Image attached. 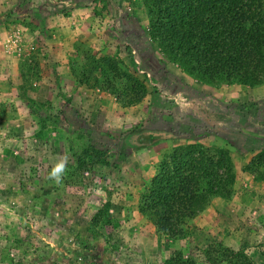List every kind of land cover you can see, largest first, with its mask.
I'll use <instances>...</instances> for the list:
<instances>
[{
  "label": "rangeland",
  "instance_id": "374dc122",
  "mask_svg": "<svg viewBox=\"0 0 264 264\" xmlns=\"http://www.w3.org/2000/svg\"><path fill=\"white\" fill-rule=\"evenodd\" d=\"M148 1L0 0V264H229L216 209L173 239L138 212L187 145L228 152L233 251L264 264V79L188 75L148 37ZM142 129L174 139L127 145Z\"/></svg>",
  "mask_w": 264,
  "mask_h": 264
},
{
  "label": "trees",
  "instance_id": "16d2710c",
  "mask_svg": "<svg viewBox=\"0 0 264 264\" xmlns=\"http://www.w3.org/2000/svg\"><path fill=\"white\" fill-rule=\"evenodd\" d=\"M146 5L148 37L188 75L246 86L264 79V0H150ZM128 79L133 86L134 77ZM130 134L134 142L125 141L135 149L174 139L172 132L164 130L142 129L126 138ZM233 181L226 150L187 145L150 182L138 212L158 233L180 238L186 221L201 213L211 198H229ZM213 253L229 264H257L244 252L220 245ZM163 264L194 262L173 252Z\"/></svg>",
  "mask_w": 264,
  "mask_h": 264
},
{
  "label": "crops",
  "instance_id": "0c3cea01",
  "mask_svg": "<svg viewBox=\"0 0 264 264\" xmlns=\"http://www.w3.org/2000/svg\"><path fill=\"white\" fill-rule=\"evenodd\" d=\"M13 142L15 141L14 140L10 141L11 145H13ZM237 203H238V199L230 200V199H220L214 197L213 199L210 200L208 206L201 213H199L196 217L190 220V225L203 226L204 221L205 219L208 218L209 213L214 212L216 209L218 215L222 213V245H224L226 248L231 250H239L240 238L237 232L239 230L237 226V223H239L237 222V218H240V214L238 213L239 209L236 208ZM259 263L262 264L263 262H259Z\"/></svg>",
  "mask_w": 264,
  "mask_h": 264
},
{
  "label": "clouds",
  "instance_id": "9594fccd",
  "mask_svg": "<svg viewBox=\"0 0 264 264\" xmlns=\"http://www.w3.org/2000/svg\"><path fill=\"white\" fill-rule=\"evenodd\" d=\"M65 161H61L56 165V167L52 170L51 177L55 179L57 183L61 181V175L65 171Z\"/></svg>",
  "mask_w": 264,
  "mask_h": 264
},
{
  "label": "flooded vegetation",
  "instance_id": "af4514ba",
  "mask_svg": "<svg viewBox=\"0 0 264 264\" xmlns=\"http://www.w3.org/2000/svg\"><path fill=\"white\" fill-rule=\"evenodd\" d=\"M131 135V134H130ZM135 139V136L134 135H131L130 138H126L125 140L126 141H130V142H134L133 140Z\"/></svg>",
  "mask_w": 264,
  "mask_h": 264
}]
</instances>
